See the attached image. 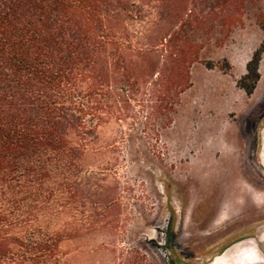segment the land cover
<instances>
[{"label":"rangeland","instance_id":"1","mask_svg":"<svg viewBox=\"0 0 264 264\" xmlns=\"http://www.w3.org/2000/svg\"><path fill=\"white\" fill-rule=\"evenodd\" d=\"M149 7L148 35L137 43L174 33L184 57L197 50L190 85L150 118L142 90L128 116L102 122L78 158L57 164L51 203L27 214L23 227L59 235L62 264H210L246 236L264 251V53L253 93L235 85L264 37V0ZM148 65L140 60L134 70L144 78Z\"/></svg>","mask_w":264,"mask_h":264},{"label":"trees","instance_id":"2","mask_svg":"<svg viewBox=\"0 0 264 264\" xmlns=\"http://www.w3.org/2000/svg\"><path fill=\"white\" fill-rule=\"evenodd\" d=\"M149 3L0 0V264H62L59 235L23 227L27 214L51 203L57 164L78 158L102 122L128 116L142 90L150 118L189 87L197 50L184 57L174 33L159 43L136 41L148 35ZM135 23L143 24L139 31ZM263 53L264 37L235 81L246 95ZM140 60L149 64L144 78L134 70Z\"/></svg>","mask_w":264,"mask_h":264},{"label":"water","instance_id":"3","mask_svg":"<svg viewBox=\"0 0 264 264\" xmlns=\"http://www.w3.org/2000/svg\"><path fill=\"white\" fill-rule=\"evenodd\" d=\"M263 148L261 161L264 159V127L262 128ZM216 258L222 260V264H264V251L260 247L259 239L256 236L240 238L226 246L219 254L215 255L210 264Z\"/></svg>","mask_w":264,"mask_h":264},{"label":"flooded vegetation","instance_id":"4","mask_svg":"<svg viewBox=\"0 0 264 264\" xmlns=\"http://www.w3.org/2000/svg\"><path fill=\"white\" fill-rule=\"evenodd\" d=\"M262 129H261V131H260V151H259V156H260V160H261V151H262V148H263V138H262ZM262 162V161H261ZM264 166V165H263Z\"/></svg>","mask_w":264,"mask_h":264},{"label":"bare ground","instance_id":"5","mask_svg":"<svg viewBox=\"0 0 264 264\" xmlns=\"http://www.w3.org/2000/svg\"><path fill=\"white\" fill-rule=\"evenodd\" d=\"M263 165H264V159H263ZM213 264H222V260L220 258H216Z\"/></svg>","mask_w":264,"mask_h":264}]
</instances>
